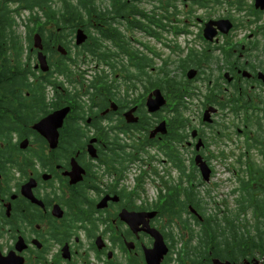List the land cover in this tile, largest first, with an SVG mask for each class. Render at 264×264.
<instances>
[{
	"label": "flooded vegetation",
	"instance_id": "af4514ba",
	"mask_svg": "<svg viewBox=\"0 0 264 264\" xmlns=\"http://www.w3.org/2000/svg\"><path fill=\"white\" fill-rule=\"evenodd\" d=\"M248 109L264 114V0H0V264H153V232L157 264H189L145 199L222 171L226 196L222 142L247 140ZM247 135L250 154L264 133Z\"/></svg>",
	"mask_w": 264,
	"mask_h": 264
},
{
	"label": "trees",
	"instance_id": "16d2710c",
	"mask_svg": "<svg viewBox=\"0 0 264 264\" xmlns=\"http://www.w3.org/2000/svg\"><path fill=\"white\" fill-rule=\"evenodd\" d=\"M252 116L258 120L255 135L263 136L264 114L258 115L248 109L240 122L245 123ZM243 137L248 141H243V148L236 158L238 170H232V183L236 185L228 188L226 196L219 194L220 187L216 184L211 188L207 184L193 188V174H189L190 192L186 189L187 196L156 199L160 216L168 217L167 228L171 235H181L179 241L172 242L186 239L192 246L185 258L189 264H212L213 259L231 264H260V261L264 264V140L254 147L261 159L258 164L249 160L250 144L263 138L251 140L248 135ZM180 189V185L173 186L175 196L181 193ZM209 189H217L218 195L215 197ZM228 200L234 205L228 207Z\"/></svg>",
	"mask_w": 264,
	"mask_h": 264
},
{
	"label": "rangeland",
	"instance_id": "374dc122",
	"mask_svg": "<svg viewBox=\"0 0 264 264\" xmlns=\"http://www.w3.org/2000/svg\"><path fill=\"white\" fill-rule=\"evenodd\" d=\"M27 15L28 14L26 12H24V13L21 14V16L18 19L15 20L14 32L18 36L19 41H21V42L24 39V35H23V25H24V22L27 21ZM159 51H160V53H161V55L163 57V61H167L168 58H169V54L165 50H161L160 48H159ZM157 64H159V62H157ZM164 66L166 68H171L172 64L168 63L167 65H164ZM161 72L162 73H160L159 71H157V72H148L147 75H149L151 82H158L157 81V77H161V80L157 83V88H166V87H168V80L166 78H164L163 71H161ZM168 74H169V77L170 78L173 77L175 80H179L180 81V80L183 79L185 81V77L184 76L177 75V74H174L173 75V74H170V73H168ZM90 76L92 77V75H90ZM222 82H223V77H222L220 83H222ZM198 84L203 85V82L200 81V82H198ZM254 90H256V89H254ZM187 103H188V108L190 110H192L193 109V103L192 102H187ZM158 104H159V107L160 108L162 106H164V104L162 102L161 103H158ZM227 109L230 110L231 108H227ZM225 112H226V110H223V113H225ZM245 113L246 112H243V111L239 110V113L237 112V115H239L241 118H243ZM193 114L194 113H193V110H192L190 116H192ZM221 116H223V115H221ZM254 117L255 116L249 117L248 119H246L245 123L239 122V124H238L239 127H240L239 130H241L243 132V134H246V135L249 134V135L254 136L255 133L257 132V128H258L257 127V123H258V120H257V118L254 119ZM226 118H224V117L221 118V122L223 124L227 122V119ZM238 134L241 135V132H238ZM238 136L239 135H236L235 130H234L233 133L231 131V140H232V141H230L231 144L225 143L224 141L222 142V155H221L220 158H221V161H223L225 164H229L230 171L235 170V169L238 170V167H239V163L237 162L236 158L238 157V155H239V153H240V151H241V149L243 147L240 144L241 139ZM236 141H237V143H236ZM262 149L264 150V146H263ZM208 151H211V150L209 149ZM206 154H207V152H206ZM258 154H259L258 150L256 148H253L251 150V155L249 156V160L251 159V161L257 162L259 164V162H261V159L258 157ZM256 166L257 165H255V167ZM221 168L222 167H220L219 172L223 170ZM171 172H173V176L176 177V172H174V171H171ZM226 173L227 172L223 173V171H222V173H220L221 174L220 175V180H218V178H216L213 175V173H211V176L209 178V181H208L207 186L211 188L212 184L220 185V183H222L225 179H229L230 175L229 174L224 175ZM181 183L184 184L185 181L184 180H181ZM234 185H236V184L235 183H232L231 186H234ZM210 191L215 195V197L218 195L217 189L216 190H210ZM219 191L222 192V193L223 192H226L225 187L219 188ZM232 198L234 199V197H232ZM145 200H148V201L153 200V201H155L156 199H145ZM206 201H208V200L206 199ZM230 205H234V202L233 201L231 202V200H228V207ZM207 208L211 210L210 206H207ZM175 228L173 229V232L176 234L177 231L175 232ZM169 233L171 234V230L170 229H169ZM169 240L171 241V238H169ZM189 248L191 250L192 249V246H189ZM174 253L176 254V251ZM260 264H261V261H260Z\"/></svg>",
	"mask_w": 264,
	"mask_h": 264
},
{
	"label": "water",
	"instance_id": "95a60500",
	"mask_svg": "<svg viewBox=\"0 0 264 264\" xmlns=\"http://www.w3.org/2000/svg\"><path fill=\"white\" fill-rule=\"evenodd\" d=\"M55 116H56V115H53L52 117H55ZM153 215H155L154 212L151 213V216H153ZM153 235L158 239V240L155 242V244H154V248L151 250L153 254L157 253V259L153 262V264H157V262H158L160 256H161L162 254H164L165 251H164V247H163V250L160 249V245L163 246V243H162V241H161L159 235H158L156 232H153ZM212 264H231V263L228 262V261L221 262V261H219V260H217V259H213V260H212ZM255 264H256V263H255Z\"/></svg>",
	"mask_w": 264,
	"mask_h": 264
}]
</instances>
